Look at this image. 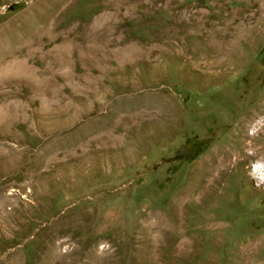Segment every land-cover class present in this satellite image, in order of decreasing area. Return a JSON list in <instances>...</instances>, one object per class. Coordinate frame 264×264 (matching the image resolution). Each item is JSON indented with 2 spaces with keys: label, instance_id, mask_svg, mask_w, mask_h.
Wrapping results in <instances>:
<instances>
[{
  "label": "rangeland",
  "instance_id": "1",
  "mask_svg": "<svg viewBox=\"0 0 264 264\" xmlns=\"http://www.w3.org/2000/svg\"><path fill=\"white\" fill-rule=\"evenodd\" d=\"M263 7L0 0V264H264Z\"/></svg>",
  "mask_w": 264,
  "mask_h": 264
},
{
  "label": "bare ground",
  "instance_id": "2",
  "mask_svg": "<svg viewBox=\"0 0 264 264\" xmlns=\"http://www.w3.org/2000/svg\"><path fill=\"white\" fill-rule=\"evenodd\" d=\"M250 1V0H249ZM259 1V0H258ZM251 3V2H250ZM251 5H253V4H251ZM264 8V7H263ZM228 26V25H227ZM236 31V30H235ZM246 40V39H245ZM264 106V105H263ZM258 107V106H257ZM264 108V107H263ZM261 114H264V111H263V109L259 106L256 110H255V112L253 113V115H252V120L253 121H255L256 119H258L259 118V116L261 115ZM263 122H264V120H263ZM258 125H259V123H258ZM260 131L261 130H264V126L263 127H261V129H259ZM259 131V132H260ZM255 141H256V139H255ZM255 141H253V142H255ZM254 144V143H253ZM254 146V145H253ZM260 146H262V147H260ZM255 150H254V155H256V156H264V144H259V145H257V144H255ZM260 192V191H259ZM262 202V201H261Z\"/></svg>",
  "mask_w": 264,
  "mask_h": 264
},
{
  "label": "clouds",
  "instance_id": "3",
  "mask_svg": "<svg viewBox=\"0 0 264 264\" xmlns=\"http://www.w3.org/2000/svg\"><path fill=\"white\" fill-rule=\"evenodd\" d=\"M257 168L259 167V165L256 166Z\"/></svg>",
  "mask_w": 264,
  "mask_h": 264
}]
</instances>
